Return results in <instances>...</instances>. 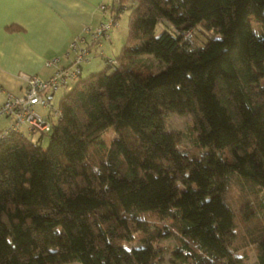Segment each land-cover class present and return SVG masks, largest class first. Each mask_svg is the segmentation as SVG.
<instances>
[{"label": "trees", "instance_id": "16d2710c", "mask_svg": "<svg viewBox=\"0 0 264 264\" xmlns=\"http://www.w3.org/2000/svg\"><path fill=\"white\" fill-rule=\"evenodd\" d=\"M127 9L119 53L64 90L51 130L0 139V264H162L168 237L174 264H249L248 245L264 264V0L101 5ZM168 113L191 115L194 151Z\"/></svg>", "mask_w": 264, "mask_h": 264}, {"label": "crops", "instance_id": "0c3cea01", "mask_svg": "<svg viewBox=\"0 0 264 264\" xmlns=\"http://www.w3.org/2000/svg\"><path fill=\"white\" fill-rule=\"evenodd\" d=\"M111 1L0 0V104L7 94L21 93L24 82L19 73L45 79L58 68L70 65L74 56L70 44L75 39L82 46L90 45V53L93 51L94 55L99 48L100 55L109 53L110 45L103 43L106 40L89 43V31L107 19L108 12L103 13L101 5H109ZM12 24L20 29L8 31L6 27ZM112 34L109 33V42ZM100 67L99 59L88 57L82 63L81 77H87ZM58 90L61 89L49 91L45 98L51 103ZM34 109L42 116L48 114L41 105H35Z\"/></svg>", "mask_w": 264, "mask_h": 264}, {"label": "built area", "instance_id": "2783aa9c", "mask_svg": "<svg viewBox=\"0 0 264 264\" xmlns=\"http://www.w3.org/2000/svg\"><path fill=\"white\" fill-rule=\"evenodd\" d=\"M115 25L116 22L113 18L100 23L91 34L92 40H96L101 36L107 38V30ZM189 35L187 33L186 37H189ZM78 42V39H75L70 44V48L74 52L72 63L58 68L51 76L43 79L35 74L19 73V77L24 82L21 93L7 94L3 103L0 104V117L11 118V123L0 130V139L14 132L22 133L24 131L31 136L35 133H45L51 130L55 117H58L60 112L50 104L45 95L49 91L59 88L69 90L72 83L79 77L81 65L87 60L88 50L79 47ZM35 105L46 108L48 110L47 116L40 115L34 109ZM23 127H25V130H23Z\"/></svg>", "mask_w": 264, "mask_h": 264}, {"label": "rangeland", "instance_id": "374dc122", "mask_svg": "<svg viewBox=\"0 0 264 264\" xmlns=\"http://www.w3.org/2000/svg\"><path fill=\"white\" fill-rule=\"evenodd\" d=\"M129 11L130 10L127 9L124 12H122L119 18L116 20L117 22L116 25L113 26V28L110 31V33L113 32L111 42H109V40L103 41L104 46L110 45L111 47L109 53L105 54V56L109 58H114L119 53L121 46L124 44V41L127 35V24H128L127 17H128ZM251 24L254 25V22L251 21ZM161 29H162V24L158 23L155 29L156 34L159 33ZM100 50L101 48L96 50L97 55H94V52L92 51L89 56L90 60H94V59L100 60L101 67L100 69H98V71L105 67V62L101 58L102 56L100 55ZM98 55H100L101 57ZM149 58L152 59L153 61H156L154 60L152 56H149ZM159 67H160L159 64H157L154 67V70L155 71L159 70ZM108 70H112V67H109ZM60 89L61 90L57 91L53 100H51V104L54 106V108H57L58 100L62 96V94H64L63 92H65L63 88H60ZM40 111L43 112V110H40ZM10 123H11L10 117H6V116L0 117V130L6 128ZM165 123L169 130L174 131L179 134L180 147L182 149H186L188 151L189 150L194 151L193 140L195 139V133L193 132L192 117L190 114L188 113H183V114L168 113L165 118ZM116 137H117V134L115 133V131L112 129H109L101 135L100 140L109 144L111 140H113ZM36 138H37V134L31 137L32 140H36ZM48 140H49L48 135H44L40 143L41 146L45 148L48 144ZM156 244H157V247L164 248V250L161 251L162 252L161 254L162 264H174L172 262L173 251L177 247V241L175 240V238L168 237L166 239L159 241ZM243 251H245L247 254V259H246L247 262L249 264H256L254 248L248 245L246 248H244Z\"/></svg>", "mask_w": 264, "mask_h": 264}]
</instances>
